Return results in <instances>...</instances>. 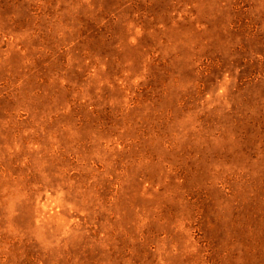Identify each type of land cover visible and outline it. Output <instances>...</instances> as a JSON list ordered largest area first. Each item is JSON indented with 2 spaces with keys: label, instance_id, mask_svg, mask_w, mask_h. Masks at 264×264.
<instances>
[{
  "label": "rangeland",
  "instance_id": "rangeland-1",
  "mask_svg": "<svg viewBox=\"0 0 264 264\" xmlns=\"http://www.w3.org/2000/svg\"><path fill=\"white\" fill-rule=\"evenodd\" d=\"M0 264H264V0H0Z\"/></svg>",
  "mask_w": 264,
  "mask_h": 264
}]
</instances>
